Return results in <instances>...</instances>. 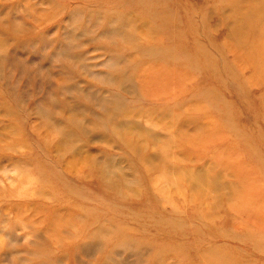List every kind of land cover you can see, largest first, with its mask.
<instances>
[{"label":"rangeland","instance_id":"1","mask_svg":"<svg viewBox=\"0 0 264 264\" xmlns=\"http://www.w3.org/2000/svg\"><path fill=\"white\" fill-rule=\"evenodd\" d=\"M0 264H264V0H0Z\"/></svg>","mask_w":264,"mask_h":264}]
</instances>
